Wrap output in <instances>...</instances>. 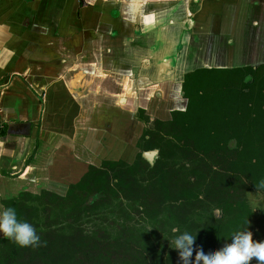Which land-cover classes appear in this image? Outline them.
I'll return each mask as SVG.
<instances>
[{"label":"crops","instance_id":"obj_1","mask_svg":"<svg viewBox=\"0 0 264 264\" xmlns=\"http://www.w3.org/2000/svg\"><path fill=\"white\" fill-rule=\"evenodd\" d=\"M263 50L264 0H0V208L66 195L186 110L188 72Z\"/></svg>","mask_w":264,"mask_h":264},{"label":"rangeland","instance_id":"obj_2","mask_svg":"<svg viewBox=\"0 0 264 264\" xmlns=\"http://www.w3.org/2000/svg\"><path fill=\"white\" fill-rule=\"evenodd\" d=\"M255 41L257 43V38ZM263 52L264 50L257 54H260L259 58L257 57L258 61L262 60V65L259 66L264 65ZM243 54L247 55V51ZM223 58L221 54V62ZM237 58L245 60L242 56H237ZM197 78L200 87L208 91L207 97L204 95V98H201L197 108L208 109L210 112L214 109L212 103L216 99L214 97L218 96L219 88L221 90L227 82L231 88L234 83H238L235 72L230 74L216 70L200 71ZM261 81H264V78L258 77L256 83L259 84ZM217 82L223 85L217 87ZM236 85L241 89L242 84ZM188 90H190L189 86ZM255 90L258 93L259 88L256 86ZM192 94L195 95L193 92ZM206 101L209 102L210 109L206 107ZM187 104L186 111L190 106L189 102ZM201 106L204 107L201 108ZM182 117L180 121L186 118V116ZM174 119V115L169 121L145 117L146 127L144 134L140 131L143 135L140 144H137V151H131L132 153L123 160H117L119 162L117 164H112L110 160L93 163L88 173L94 174L97 170L107 172L109 175L107 191H93L88 195L79 193L80 197L85 200V205L81 210H77L76 203L68 199L56 202L50 210H41L39 216L35 217L34 228L36 230L54 229L74 235L82 231L84 235L91 237L85 240L104 246L86 254L77 252L65 264H98L96 258H100L103 262L110 261L113 264H200L196 251L207 248L209 242L205 234L209 228L215 233V237L212 236L215 238V244L212 248H207L209 250L220 249L218 239L220 242L227 241L231 232L245 230L244 223L239 225L244 219L242 215L238 218L235 227H229L230 224L233 225L234 220L231 219L237 215L232 205L250 198L253 206H261L260 204L264 203V191L254 189L246 196L244 179H240L238 183L232 182L231 177L234 173L227 165L235 149L229 151L222 149L223 153L209 154L201 143L196 144V151L184 149L176 155L170 154L172 144H181L173 136L180 126L179 123L175 124ZM186 141L182 144L191 145L192 141ZM155 150L158 152L155 156L153 155V165L149 166V157L145 154ZM251 150L255 154H260L258 157L255 156L256 161H260V166H257L255 172L261 173L264 162V144H253V146L251 144ZM107 163H111V166ZM128 165L133 166L135 171H129ZM229 172H232L230 177H228ZM212 173L215 179L208 182L200 191L202 197L198 201L197 193L201 186L199 183L201 176L208 174L212 176ZM146 178L150 180L148 191L145 193L138 185V181ZM163 182L166 187L163 186ZM234 184V192H232ZM41 192L42 190L37 194ZM172 227H177L179 232L173 233ZM128 229L131 230V234L132 232L134 234L133 240L121 238L125 236L124 231ZM184 232L197 236L195 241L197 248L182 260L178 251L174 249V239ZM257 237L258 240L264 241V227ZM0 238L7 239L2 233H0ZM253 238L257 239L256 236ZM115 239H122V242L128 240L130 246L127 248L123 246L113 251L107 243ZM4 245L5 242L1 241L0 262L5 261ZM40 262L44 264L43 260ZM18 264L28 263L20 260ZM249 264H257V260L255 262L252 260Z\"/></svg>","mask_w":264,"mask_h":264},{"label":"trees","instance_id":"obj_3","mask_svg":"<svg viewBox=\"0 0 264 264\" xmlns=\"http://www.w3.org/2000/svg\"><path fill=\"white\" fill-rule=\"evenodd\" d=\"M215 70L230 74L235 72V76L238 77L236 78L238 81L236 84H242V87L239 89L234 83L233 88H231L229 82L224 85L221 82H217V87L223 86L221 90L219 88L218 96L214 97L216 98L212 103L214 109L211 112L208 109H198V102L201 98H204V95L207 97L208 91L200 87L197 75L200 71ZM258 77L264 78V65L235 69H202L187 74L184 89L185 95L190 98V106L188 111H177L174 113V122L175 124L179 123L180 126L173 136L181 144H172L170 154L176 155L184 151V149L196 151V144L201 143H203L202 147L209 154L213 152L223 153L221 152L222 149L227 151L235 149L242 153L247 148V144H264V81L259 82V84L256 83ZM188 86L191 91L188 90ZM256 86L259 88L258 93L255 90ZM205 105L209 108L208 101H206ZM203 107L201 106V108ZM182 116H186L184 121H180V118H183ZM185 140L188 142L192 141L191 145L182 144ZM231 141L235 142V146H229ZM160 146H158L159 150ZM256 155L258 157L260 154H253V159L250 160L252 166H259L260 164V161H254ZM148 162L149 166L153 165L152 162ZM111 163L117 164L119 162L112 161ZM111 163L107 164L111 166ZM128 170L131 172L135 171L133 166H129ZM252 171L256 173V170L252 169ZM108 177L107 172L97 170V173H87L80 182L73 184L68 190L67 195L62 196L49 190H43L40 194L24 191L16 197L2 199V204L4 207L15 208L18 219L27 221L35 226V217L39 216V212L41 210H50L56 202L72 199L77 205V210H81L85 205V200L80 197L79 193H87L88 195L89 192L93 191L106 192V186L109 182ZM149 180L146 178L145 180L139 179L138 181V185L143 188L145 193L148 191ZM256 182L260 184V181ZM163 186L166 187L164 182ZM239 208L243 212V205H239ZM36 232L40 236L38 246L21 247L10 239L0 238V242H5V261L0 262V264H18L20 260L28 264H41L40 260H43L44 264H65L77 252L86 254L91 252V250L104 247L103 244L97 242L91 243L85 240L90 236L84 235L82 231L78 235L58 232L54 229L36 230ZM210 233L215 237L211 229H208L205 237L208 238L209 243L207 248L209 249L215 244V238ZM232 233L234 234L235 232H231L227 241L220 242L218 239L220 248L226 243H230ZM124 235L121 238L129 240H133L134 238L133 232L131 234V230L129 229L124 231ZM124 241L126 242H122V239H115L111 243H107V246L113 248V251L123 246L125 248L130 246V241ZM18 258L20 259L18 260ZM255 259L254 257L253 262L256 261ZM96 261L98 264H113L110 261L103 262L100 258H96Z\"/></svg>","mask_w":264,"mask_h":264},{"label":"clouds","instance_id":"obj_4","mask_svg":"<svg viewBox=\"0 0 264 264\" xmlns=\"http://www.w3.org/2000/svg\"><path fill=\"white\" fill-rule=\"evenodd\" d=\"M229 146H235V142L231 141ZM257 186L260 190L264 189V181ZM257 208L259 207H255V210ZM171 231L178 233L179 229L172 227ZM0 233L4 238L14 241L21 247L38 246L40 243V236L34 226L18 219L16 209L13 207L0 208ZM253 235L249 228L237 231L232 235L231 242L220 249L201 248L196 251L197 236L184 232L175 237L174 249L178 251L182 260L196 251L200 264H249L254 257L257 259V264H264V241L254 239Z\"/></svg>","mask_w":264,"mask_h":264},{"label":"flooded vegetation","instance_id":"obj_5","mask_svg":"<svg viewBox=\"0 0 264 264\" xmlns=\"http://www.w3.org/2000/svg\"><path fill=\"white\" fill-rule=\"evenodd\" d=\"M259 65H262V63L249 64V65L242 66V67L230 68V67H225V66H221V67L215 66V67H211V68H202V69H210V70H212V69H235V68L259 67ZM195 71H192V72H195ZM192 72H188L187 74L192 73ZM187 74H186V76H187ZM186 76H185V83H186ZM185 83H184V87H185ZM184 93H185V89H184ZM186 98L189 99L188 100V102H189L190 98L188 96H186ZM175 112H177V111H175ZM247 145H248L247 148L242 153L235 150V153L230 157L229 165H227V167H229L230 169L232 168V171L234 173L233 177H231V178H233L232 182L238 183L240 179H244V192H245L246 196H248L249 193L251 192V190H254V189H258V191H261V192L264 191V189L260 190L258 188L257 185H260V184H258L256 182V181H260V183H261V181H264V162L262 163L261 173H258V172L253 173L252 169L256 170L257 166H255V165L252 166L250 164V160L253 159L252 156L255 153H253L251 150V144H247ZM252 146H253V144H252ZM254 161H256L255 158H254ZM259 166H260V164H259ZM231 173L232 172H229L228 177H230L232 175ZM208 175L201 176L202 179L199 182L201 186L199 187L198 193H197L198 201L202 197V194L200 195V191L202 189H204V186L206 184H208V182L214 181V179H215V178H213V173H212V176L210 174H208ZM224 175H227V174H224ZM229 180H230V178H229ZM234 187H235V184L233 185V189H231L232 192H234ZM239 205H243V212H241V208H239ZM260 205L261 206H258L260 208H257L255 210V207H257V206H253V203L251 202L250 198H248L247 200L244 199L241 202H236L235 204H233L232 207H235V210L237 211V215L234 219H231L234 221L232 223L233 225L230 224L229 227H235L238 218L242 215L244 219H242V221L239 223V225L241 226L244 223V225L246 227L245 230H247L249 228V230L253 232V234H254L253 236H256V238H257L256 240H258L259 238L257 236H258V234H260V231L264 227V203H261ZM235 220H236V222H235ZM215 225H218V224L215 223ZM209 229H211V228H209ZM211 231L213 232V235H215V233L212 229H211ZM206 232H208V230ZM233 232H235V231H233ZM211 236H212V234H211ZM255 260H257V259H255Z\"/></svg>","mask_w":264,"mask_h":264},{"label":"water","instance_id":"obj_6","mask_svg":"<svg viewBox=\"0 0 264 264\" xmlns=\"http://www.w3.org/2000/svg\"><path fill=\"white\" fill-rule=\"evenodd\" d=\"M157 153V150H155L154 152H152V153H146L145 155L146 156H148L149 158H148V160L150 161V162H153V155L155 156V154Z\"/></svg>","mask_w":264,"mask_h":264}]
</instances>
